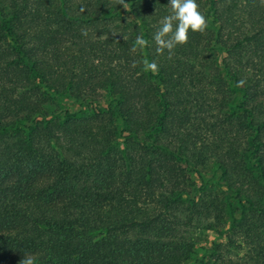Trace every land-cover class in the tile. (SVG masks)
Masks as SVG:
<instances>
[{"label": "trees", "instance_id": "16d2710c", "mask_svg": "<svg viewBox=\"0 0 264 264\" xmlns=\"http://www.w3.org/2000/svg\"><path fill=\"white\" fill-rule=\"evenodd\" d=\"M198 3L0 0V264H264V0Z\"/></svg>", "mask_w": 264, "mask_h": 264}, {"label": "clouds", "instance_id": "9594fccd", "mask_svg": "<svg viewBox=\"0 0 264 264\" xmlns=\"http://www.w3.org/2000/svg\"><path fill=\"white\" fill-rule=\"evenodd\" d=\"M121 3L124 0H120ZM170 13L160 20L159 28L154 33L152 39L157 45V52L163 53L168 51L169 57L178 45L186 44L189 40L190 33L203 32L208 21L206 15L200 10L198 0H168ZM148 41L144 36L138 35L133 45V51L136 48L143 49L147 46ZM144 71L156 73L159 67L154 60H143ZM22 264H35L34 258L30 255L22 260Z\"/></svg>", "mask_w": 264, "mask_h": 264}, {"label": "rangeland", "instance_id": "374dc122", "mask_svg": "<svg viewBox=\"0 0 264 264\" xmlns=\"http://www.w3.org/2000/svg\"><path fill=\"white\" fill-rule=\"evenodd\" d=\"M195 237L199 243H203L206 240L211 241L214 236L212 231H201Z\"/></svg>", "mask_w": 264, "mask_h": 264}]
</instances>
